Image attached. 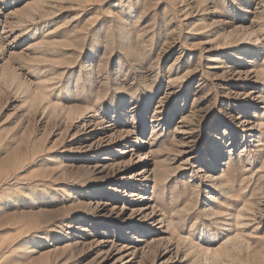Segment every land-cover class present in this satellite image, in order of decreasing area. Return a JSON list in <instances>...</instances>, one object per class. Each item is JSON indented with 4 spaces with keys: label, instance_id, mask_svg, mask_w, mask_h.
<instances>
[{
    "label": "rangeland",
    "instance_id": "obj_1",
    "mask_svg": "<svg viewBox=\"0 0 264 264\" xmlns=\"http://www.w3.org/2000/svg\"><path fill=\"white\" fill-rule=\"evenodd\" d=\"M0 264H264V0H0Z\"/></svg>",
    "mask_w": 264,
    "mask_h": 264
}]
</instances>
